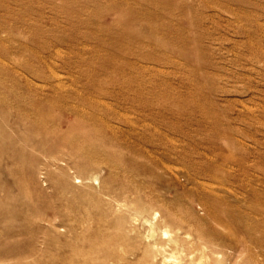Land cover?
Wrapping results in <instances>:
<instances>
[{"label": "rangeland", "instance_id": "374dc122", "mask_svg": "<svg viewBox=\"0 0 264 264\" xmlns=\"http://www.w3.org/2000/svg\"><path fill=\"white\" fill-rule=\"evenodd\" d=\"M0 264H264V0H0Z\"/></svg>", "mask_w": 264, "mask_h": 264}, {"label": "bare ground", "instance_id": "6f19581e", "mask_svg": "<svg viewBox=\"0 0 264 264\" xmlns=\"http://www.w3.org/2000/svg\"><path fill=\"white\" fill-rule=\"evenodd\" d=\"M38 109H39V108H38ZM34 110H35V109H34ZM40 110H41V109H40ZM40 110H39V111H40ZM45 110H46V109H45ZM45 110H44V111H45ZM48 110L50 111L51 109H48ZM35 112H36V111H35ZM50 112H51V111H50ZM52 112H53V110H52ZM45 113H46V112H45ZM56 115H57V114H56ZM42 116H43V115H42ZM48 117H49V116H48ZM51 117H52V116H51ZM51 117H49V118H51ZM49 118H47V119H49ZM53 118H54V117H53ZM53 118H52V119H53ZM33 120H34V119H33ZM36 120H37V119H36ZM35 122H36V121H35ZM39 125L42 126V127H40V131H41V132L38 131V132L40 133V135H41L42 133H43V134L46 133V132H47V130L45 129V125H46V123H45L44 121L41 120ZM49 127H50V126H49ZM43 131H44V132H43ZM65 135H66V134H65ZM45 136H46V135H45ZM64 140H68V138L65 136V137H64ZM45 142H46V143L48 142L47 137H46V139L43 140L42 145L45 144Z\"/></svg>", "mask_w": 264, "mask_h": 264}]
</instances>
